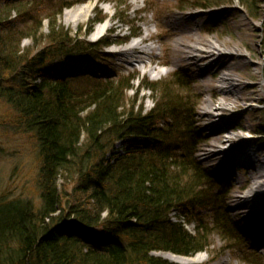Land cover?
<instances>
[{
    "label": "trees",
    "instance_id": "obj_1",
    "mask_svg": "<svg viewBox=\"0 0 264 264\" xmlns=\"http://www.w3.org/2000/svg\"><path fill=\"white\" fill-rule=\"evenodd\" d=\"M233 1L193 0V9ZM243 3L253 16V0ZM28 5L0 0V100L8 110L0 123L32 137L37 196L0 195V264H173L152 254L203 252L209 230L232 243L226 248L242 249L246 263L264 264L226 214L229 189L197 163V96L187 74L158 82L135 74L60 77L57 61H98L111 42L72 37L54 0ZM40 6L52 11L41 16ZM14 11L22 29L8 21ZM103 18L96 13L87 34ZM24 39L38 49L21 48ZM135 82L136 95L151 94L148 112L127 95ZM118 142L123 154L111 163Z\"/></svg>",
    "mask_w": 264,
    "mask_h": 264
},
{
    "label": "rangeland",
    "instance_id": "obj_2",
    "mask_svg": "<svg viewBox=\"0 0 264 264\" xmlns=\"http://www.w3.org/2000/svg\"><path fill=\"white\" fill-rule=\"evenodd\" d=\"M29 2L30 8H35V3H41V0H23ZM59 8H62V13L58 16L60 23L68 30L72 37H78L79 40L85 43H97L102 39L116 41L123 37L135 33L136 35L144 36L152 34L153 41L147 42V48L150 47L153 64L148 66H140L133 62L130 64L123 62L124 58L113 54L116 47L106 48L104 56L98 61L88 60L82 61L79 59H68L65 61H57V74L60 77H66L69 74L79 75L88 74L95 78L113 79L119 76H128L129 74L137 75L139 80L147 79L151 82L169 81L173 72L179 70L187 74L192 81V93L197 96L195 99L194 120L195 131L199 140L197 153L195 155L197 163L205 171L209 172L217 184L228 187L225 211L230 221L236 226L239 233L242 235L245 244L252 251L256 252L264 258V202L257 201L253 209H258L259 213L251 224H246L243 219L245 213L235 212L233 208L236 206L232 202L233 196L243 197L247 194L249 185V174L242 164H231L227 169L216 166L205 160L204 149L207 141L211 137L212 131H205L204 121L200 116V110L204 101L212 97L215 102L218 98L217 93L212 90H206L202 84V80H206L205 84H213L217 81V75H206L200 77L190 66L184 62H178L173 52L174 32L168 24V19L171 17L191 16L200 14L201 26L198 34L204 38L217 40L218 42H226L231 47L238 48L240 54L244 58H239L236 62V70L234 73L243 78L245 88L242 91L243 97L251 95L250 87L255 86L257 95L255 100L248 102L247 105H241L235 109V114H240L238 120H242L247 126L254 129V133H244L242 131H234L241 134L245 139H258L252 145V148L257 151L260 158H264V0H253L255 4L254 15L251 16L244 6L243 0H234L230 4H223L207 10H196L193 0H54ZM124 5H120L121 2ZM92 2L94 7L87 17L78 18L72 10L83 8L87 3ZM66 6V7H65ZM178 8L180 10H178ZM52 8L43 9L38 7L37 12L41 16L49 15L48 12ZM59 10L55 11L58 12ZM35 13V11H32ZM96 13H100L106 22L109 30H106L102 37L96 40L92 35L96 28L100 25H94L89 34H87L89 24L96 18ZM124 17H123V15ZM16 12H12L11 18L8 20L15 21V26L22 29L24 24L19 21ZM78 20V21H77ZM110 28H117L111 30ZM43 32L48 33L47 24L44 22ZM139 33V34H137ZM145 33V34H144ZM32 48L37 50L35 43L29 39H24L21 42V48ZM124 47L118 48L123 49ZM67 62L78 64L80 68L61 70ZM166 62L167 65L159 64ZM155 69L156 71H150ZM156 72H161L157 73ZM134 91L127 93L129 98H134L138 89V83H134ZM138 105L143 107L145 112L153 108V100L150 92L142 91L136 95ZM249 107L250 112L242 114ZM8 112L7 106L0 100V121L1 117ZM241 117V118H240ZM233 133V132H232ZM38 159L36 148L32 137L28 134H23L22 131H16L10 126L0 123V195L7 192L11 197H36L37 190L34 183V175ZM216 167V168H215ZM230 173L232 176H230ZM262 192V191H260ZM195 213L200 217L206 218L207 212L199 209ZM173 217H182V214L175 213ZM191 223L190 217L186 218ZM187 224V230L191 233L195 231L194 224ZM250 233H254L251 236ZM207 247L205 251L199 252L189 258H194L200 255L201 261L191 264H248L243 261L242 249L237 247L226 248L232 243H225L223 239L214 233L212 230L207 232ZM256 237L261 240L262 245L256 246ZM155 257H160L170 263L177 264L166 258V253H153Z\"/></svg>",
    "mask_w": 264,
    "mask_h": 264
},
{
    "label": "bare ground",
    "instance_id": "obj_3",
    "mask_svg": "<svg viewBox=\"0 0 264 264\" xmlns=\"http://www.w3.org/2000/svg\"><path fill=\"white\" fill-rule=\"evenodd\" d=\"M93 7L94 4L90 2L83 8L81 7L70 12L78 18L87 17ZM201 16L203 17L200 14H193L188 17L180 16L168 19V24L174 32L173 52L178 62L186 63L200 77L217 75V81L213 82L212 85L205 84L206 80H202L204 88L216 92L218 96L215 102L211 100L213 96L207 98L200 110V116L204 121L203 129L205 131H212L211 137L204 149V156L206 161L214 163L216 166H220V168L227 169L233 163L242 164L247 170L250 188L243 197L233 196L232 202L236 203V206L233 208L235 212L247 214L243 221L249 225L254 222L259 213L258 209H253L254 204L259 200H262V203L264 202V158H260L257 155V151L252 148V145L258 139H245L241 134L234 133V131L239 130L244 133L255 134L254 129L247 126L241 119L236 120L240 114H235L234 112L241 105H247L248 102L254 101L257 90L255 86H252L250 87L252 90L251 95L248 97L242 96V91L246 86L243 78L234 73V70L238 68L234 62L239 58H244V55L239 53L238 48L231 47L226 42L221 43L217 40L200 36L198 32L201 26ZM106 30H109V28L105 22L96 28L92 36L98 40ZM145 39L146 37L132 41L123 49L113 51V54L126 59L123 62L130 65L134 54L137 56H135L133 62L140 66L146 67L148 66L147 64H153L151 57L152 49L150 47L147 48L146 44L141 46L145 43ZM159 64L164 65L167 63L159 62ZM77 68H80V65L67 63L61 66L62 71ZM150 71L156 70L150 69ZM249 112L250 109L248 107L242 114ZM230 176H232L231 173ZM250 235L254 236V233H250ZM261 245V240L256 237V246L260 247ZM165 257L177 264H191L201 261L200 255L189 258L169 254Z\"/></svg>",
    "mask_w": 264,
    "mask_h": 264
}]
</instances>
